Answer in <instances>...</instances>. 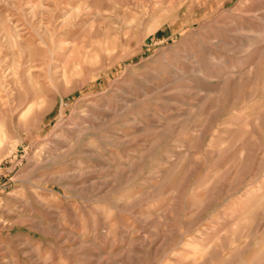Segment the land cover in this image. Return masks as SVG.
I'll return each instance as SVG.
<instances>
[{
  "label": "rangeland",
  "instance_id": "obj_1",
  "mask_svg": "<svg viewBox=\"0 0 264 264\" xmlns=\"http://www.w3.org/2000/svg\"><path fill=\"white\" fill-rule=\"evenodd\" d=\"M0 264H264V0H0Z\"/></svg>",
  "mask_w": 264,
  "mask_h": 264
}]
</instances>
